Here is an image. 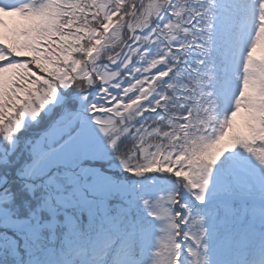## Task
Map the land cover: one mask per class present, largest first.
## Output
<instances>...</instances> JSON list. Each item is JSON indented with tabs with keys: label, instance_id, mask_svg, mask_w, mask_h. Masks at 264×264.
Instances as JSON below:
<instances>
[{
	"label": "snow or ice",
	"instance_id": "1",
	"mask_svg": "<svg viewBox=\"0 0 264 264\" xmlns=\"http://www.w3.org/2000/svg\"><path fill=\"white\" fill-rule=\"evenodd\" d=\"M0 264H264V0H0Z\"/></svg>",
	"mask_w": 264,
	"mask_h": 264
}]
</instances>
